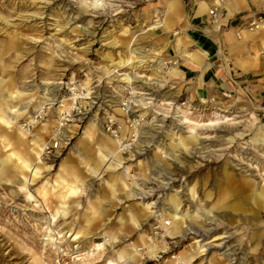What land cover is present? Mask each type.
Segmentation results:
<instances>
[{
  "label": "rangeland",
  "instance_id": "1",
  "mask_svg": "<svg viewBox=\"0 0 264 264\" xmlns=\"http://www.w3.org/2000/svg\"><path fill=\"white\" fill-rule=\"evenodd\" d=\"M83 4L84 0H0V79H10L17 89L32 94L21 103L25 107L23 115H7L11 122L22 128L23 124L32 123L29 131L24 129L28 134L26 140L20 141L14 133L7 131L10 146L4 147L5 143L0 139V157L14 151L28 158L34 135H42L45 145H58L51 156L43 151L40 153L46 169L41 170L34 181L24 183L23 176L16 174L14 164L10 165L7 179H0V264H30L34 256L40 258L41 264H105L103 259L112 257L122 246L126 249L130 244L141 245L140 236L146 237L149 223L159 220L156 213H141L142 204L153 203L152 211L159 213L165 207L166 196L171 194L180 198L183 210L189 214L197 212L191 221L183 220L187 231L184 238H170L167 234L173 254L179 257L182 250L189 251L190 244L207 229L202 243L218 236L220 239L206 245L205 253L192 264H264L263 250H249V226L243 221V211L234 204L237 200L232 186H224L218 174L226 165L234 169L233 185L243 178L264 188V137L255 141L252 133L254 127L264 125V51L256 63L255 72L260 70L254 77L256 81L240 83L242 75L232 64L227 47L222 52L228 57L227 85L222 89L210 85L208 80L201 82L197 74L171 77L168 75L170 63L162 67L156 77L151 71L155 54L160 52L164 62L176 57L172 47L161 49L173 31L182 39L186 36L190 39L189 30L194 29L214 37L208 13L195 16L196 0H183L180 21L173 23L169 34L160 30L142 34L155 17L164 18L166 9L162 0H143L131 9L122 4L124 10L115 15L112 9H87ZM236 16L239 18L237 25L226 27H239L240 14ZM194 17L203 19L197 27L193 26ZM226 27L216 31L215 36L225 35ZM10 36L16 38L15 47L4 49ZM125 41L131 46L129 49L135 50L131 60L133 67H116L115 62L130 59V53L123 45ZM191 44L188 49L196 50ZM254 48L259 50L258 44ZM251 55H254L253 47L246 43L239 57L248 63ZM136 59H142L143 63H134ZM176 59L177 69L184 72L185 62ZM204 65L200 69H204L208 61ZM77 69L80 71L73 77ZM251 69L256 70L255 65ZM46 81L60 84L46 86ZM165 91L173 97L163 99L161 94ZM46 96L53 101L44 103L41 110L35 108V101H43ZM200 97L206 99L205 104L200 102ZM218 109L228 110L229 118L237 116L234 121L239 124H224L214 130L197 128L198 142L188 144L186 150L169 148L178 137L186 136L182 133L186 129L175 128L177 117L187 115L202 125L213 120V112ZM237 109L245 111L237 113ZM34 116H37L35 120ZM135 121L140 123L138 135L130 149L122 154L124 164L115 173L102 172L100 177L92 178L71 156L80 141L88 143L91 149L94 147L93 143L82 140L91 125L94 137L99 139L112 132L120 135V128L131 127ZM225 130L241 132L242 136L233 138ZM68 157L73 168L83 173L86 182L83 192L70 199V215L57 221V232L72 233L74 229L76 233L78 228H83L82 213L88 202L98 197L103 205L101 221L107 223V228L115 229L118 239L123 242L106 247L105 257L78 259L74 248L85 242L69 244V239L59 240L62 252L56 253L41 242V234L37 232L45 226L39 225L37 220L47 215L37 210V206L42 205L41 193L50 196L56 192L54 180ZM182 157H187L188 162ZM11 159L16 163L15 158ZM125 168H129L130 178L126 182L130 184V191L119 185L118 195L112 198L104 180ZM135 192L138 195L132 196ZM221 194L226 196L223 200L228 209L213 210L205 217V212L221 198ZM128 212L137 213V225L129 220L120 224V217L125 219ZM102 227L98 220L90 226L89 234ZM92 241L102 240L93 237ZM168 258L165 256L159 264H169ZM130 261L138 263L139 256L133 255Z\"/></svg>",
  "mask_w": 264,
  "mask_h": 264
},
{
  "label": "bare ground",
  "instance_id": "2",
  "mask_svg": "<svg viewBox=\"0 0 264 264\" xmlns=\"http://www.w3.org/2000/svg\"><path fill=\"white\" fill-rule=\"evenodd\" d=\"M164 3V0H162ZM165 5V15L163 19L155 17V20L149 25V27L145 28L142 34H153L154 31L160 30L166 34L170 33V30L173 27V23L179 22L181 17V5H177L175 0H167ZM208 12L205 10L203 4H198L197 10L195 12V16H202L207 14ZM228 16V13H227ZM216 26L213 27V35L214 39H216L215 32ZM243 32V29H241ZM178 32L173 31L172 34L166 39L164 44L162 45L161 49H166L167 47H172L176 53V57L171 59V61L164 62L160 56V52L155 54L156 59L154 62V66L151 71H154L155 76L158 77V71L162 69L167 63H170L172 66L168 72L169 76H180L183 77V72H181L176 67L177 59L179 58L185 62L187 66L190 67H198L203 68L205 65L206 59V52H202L199 50H189V45H192L191 40L189 37H185L184 39L178 37ZM226 35L227 48L235 60L237 65L244 72L249 71L252 66L242 65L239 60L240 54L245 49V44L249 43L250 46L253 47L254 55H253V63L257 61L258 56L261 54V51H264V43H255L258 44L259 50L254 48L255 44L249 41L246 36L233 34L228 32ZM16 36V35H15ZM15 36L9 37V44L6 45L4 49L8 47V49H13L15 47ZM131 38V35H130ZM127 51L130 53V59H122L115 62L116 67L122 66H131L133 62L131 61L134 57L135 50L129 49L128 41L123 43ZM220 47V46H219ZM221 48V47H220ZM3 49V47H2ZM3 49V50H4ZM221 53V49L219 50ZM109 59L110 57L107 56ZM134 63L141 64L143 63L142 59L136 61ZM207 65L205 68H207ZM133 67V66H131ZM199 80V79H198ZM200 82V80H199ZM46 86H57L60 83H52V82H45ZM32 94H27L22 90H19L15 87V84L12 83L10 79L4 81L0 79V139L5 146H10V142L7 139V131H11L15 134L18 140H26L28 134L21 126L15 125L11 120L7 117L9 113H14L17 116H21L25 113V107L21 106V103L25 98H28ZM163 99L169 100L172 98V94H169L168 91L163 92L162 94ZM75 96V95H74ZM31 101V100H30ZM28 101V103L30 102ZM52 98L45 97L43 101H35V108L39 110L42 109L43 104L46 102L51 103ZM214 102V99H212ZM200 102L202 104L206 103V99L204 97H200ZM171 104V103H168ZM26 105V104H25ZM19 106V107H18ZM244 109H237V113L244 112ZM229 113L228 110L225 109H218L217 112H213V120H209L207 124L200 125L199 122L193 121L187 117V115H183L181 117H177V125L175 128L177 130L186 129V131L182 132L186 136L185 137H178L174 143L169 144V148L174 151L177 149L186 150L188 148V144L196 143L199 141V137L197 136L196 129H215L220 125L228 124V125H236L239 122L234 121L237 117L229 118L227 116ZM233 113V112H232ZM231 113V115H232ZM251 118H255L252 113H248ZM137 121L133 122L131 127L123 126L120 128V135L115 134L112 132L110 136H101V138L97 139L94 137L92 133L93 126L91 125L85 132L82 137V140L88 141L93 143L94 147L91 149L88 147V143H83L82 141L79 142L78 146L76 147L75 151L71 153L73 158H76L80 166L84 169L85 173H88L92 178L100 177L102 172H109L115 173L118 169L122 168L124 164V160L122 158V154L130 149L129 145H131L133 140L135 141V137L138 135L137 127L140 126L136 124ZM227 134L232 135L233 138L241 137V132H234V130H225ZM134 133V136L132 135ZM253 139L255 141H261L264 137V125L256 126L252 130ZM35 139L29 144L28 149V158H25L18 153L12 151L9 153L8 156L2 158L0 157V179H7L9 175V168L10 165L14 164L16 169L17 175L23 176V182L26 181H34V178L40 173L41 170H45L44 164L41 163L40 160V153L43 151L45 147V143L43 142L42 135H34ZM131 141L130 143H128ZM121 149H124L121 151ZM11 158L16 159V163L12 161ZM184 162H188L187 157H182ZM243 160V157H241ZM152 164H155V161L152 160ZM143 167V165H140ZM233 168L224 165L221 170L219 171V175L221 176L220 184L222 183L225 185L232 186L233 196H236V202L245 214L243 217V221L245 224L249 226V233H248V247L249 250L256 251L258 249L263 250L264 252V188L255 183L251 182L250 180H243V178H239L237 184L233 185L235 182V176L232 173ZM27 172V175L25 173ZM26 176V177H25ZM130 178L129 175V168H125V171L120 172L119 174H111L109 177L104 180L105 185L109 189L110 196L112 198L118 195V186L124 187L126 191H130V184L127 183V179ZM85 176L83 173L78 172L76 169L73 168L71 165V158H66L63 163L61 164L60 168L58 169V173L54 180V190L56 192L52 195H48V193H41L42 205L37 206L38 211H42L41 214H47L46 217L39 218L37 221L39 225L43 223L45 226L38 228L37 232L41 234V242H44L47 246L51 247L56 253L62 252L60 246H62L61 241L68 240L69 244L80 243L84 241L85 243L78 247L74 248V253H77L78 259L81 260H89L95 258V256L105 257L106 247L112 246L114 244L123 243L120 239H118L116 230L113 228H107V223L102 222L103 219V210H102V201L97 197H94V200L89 201L87 207L85 208L84 212L82 213L81 219L83 221V228H78V232H62L57 228V221L59 219L67 218L71 213V201L70 199L73 196H77L81 192H83V188L85 186ZM18 184L21 185V181L18 180ZM135 187H139L138 184L132 183ZM24 186V185H23ZM145 194V192H142ZM193 194V193H192ZM132 196H137L138 194L135 192L131 194ZM223 194L219 195L216 202L205 212L206 216L208 214L211 215L213 210H226L228 207L224 205V198L226 196H222ZM165 207H163L159 213L157 211H152L153 203L142 204L143 209L140 210L141 213L144 214H154L156 213V217L159 220L165 221L168 219L171 222L170 228L167 230L168 235L170 238H184L187 235V231L184 230V219L192 220L194 215L197 214H189L187 211L183 210L181 206L180 198L176 194L167 195L165 200ZM232 204V206L234 205ZM78 206V205H77ZM235 206V205H234ZM214 216H211V218ZM100 221L102 227L101 230L95 232L94 234H89L90 226ZM130 221L134 224L137 222V213L128 212L125 215V219L120 217L119 221L120 224H123L125 221ZM102 222V223H101ZM137 225V224H136ZM262 226V227H261ZM188 227V226H187ZM55 228V229H54ZM190 230V228H189ZM208 232L207 229L201 232L198 236L199 239L194 240L190 244L189 251L182 250L179 256V262L182 264H192L196 258L203 255L205 253L206 245L210 244L211 242L220 239L219 236L213 238L209 242L202 243L204 241V234ZM235 233V232H234ZM93 237H99L102 241L101 242H94L92 241ZM224 238V237H223ZM140 243L144 247H149V244H153L152 241H148L144 235L140 236L139 239ZM133 246H136L132 244ZM158 248L153 246L152 253L156 251ZM138 254V255H137ZM136 256H139L137 253ZM156 252L153 253L155 256ZM134 253L125 250V246H122L121 249L114 251V255L110 258H104L103 261L105 264H126L127 261H130L133 257ZM30 264H41V260L38 256H34L31 259ZM169 264H173L172 261H169Z\"/></svg>",
  "mask_w": 264,
  "mask_h": 264
},
{
  "label": "clouds",
  "instance_id": "3",
  "mask_svg": "<svg viewBox=\"0 0 264 264\" xmlns=\"http://www.w3.org/2000/svg\"><path fill=\"white\" fill-rule=\"evenodd\" d=\"M142 2L143 0H117L115 3L113 0H84L83 7L97 10L109 8L113 10L112 14L115 15L117 12L124 10L121 7L122 4H126L131 9ZM164 3H167V0H164ZM175 3L182 5L183 0H175ZM196 3L204 5L205 10L209 13V20L213 19L211 13L215 12L217 31H219L220 24H223L228 18L235 19L239 13L241 19L239 27L233 29L229 26L224 29V32L246 36L253 44L264 43V0H196ZM225 9L228 11L227 17L224 16ZM89 26L91 27V24ZM241 29H243V32H241ZM79 71L80 69H77L73 73V77ZM124 79L128 78L124 77ZM128 82L131 83L130 80ZM153 82L155 83V81ZM132 135L134 136V133ZM123 150L121 149V151Z\"/></svg>",
  "mask_w": 264,
  "mask_h": 264
},
{
  "label": "crops",
  "instance_id": "4",
  "mask_svg": "<svg viewBox=\"0 0 264 264\" xmlns=\"http://www.w3.org/2000/svg\"><path fill=\"white\" fill-rule=\"evenodd\" d=\"M227 9L224 10V16L227 17ZM204 16V15H202ZM209 18V17H208ZM207 19V18H206ZM237 16L235 19L232 18H228L223 24H220L221 27H226L228 24L231 25H237L238 22ZM203 21L202 18H198V17H194L193 19V23L195 27H197L198 25L201 24V22ZM212 26V25H211ZM214 26H212L213 28ZM221 29H219L220 31ZM227 34V33H226ZM189 35H190V40L191 42L194 44L195 49L202 51V52H206V59L205 61H208V67L204 68V69H200L198 67H190L185 65V71L183 72L184 77H189L192 74H197V77L201 80V82H206L207 80L210 81L209 83H211L210 85H214L216 88H224L226 84V79L225 75L228 74V57L225 56V54L223 55L222 52L226 51V35L223 36H216V39H214L213 37H207L204 33H202L201 31H197V30H189ZM221 48H220V47ZM221 49V53H219V50ZM240 62L242 63V65H249V66H254L255 65V69L258 68L256 63H258V59L256 62L253 63V56L251 55L249 58V62L245 63L242 58H239ZM232 64L234 65V67L237 68V72H239L240 75H242V80H240V83L244 82L247 83L248 81H256V79L254 78L257 74H259L260 70L256 73V70H252L250 69L247 72H244L242 70V68L239 67V65H237L238 63L235 62V60L232 58ZM259 80V79H258Z\"/></svg>",
  "mask_w": 264,
  "mask_h": 264
},
{
  "label": "built area",
  "instance_id": "5",
  "mask_svg": "<svg viewBox=\"0 0 264 264\" xmlns=\"http://www.w3.org/2000/svg\"><path fill=\"white\" fill-rule=\"evenodd\" d=\"M213 19L209 20V24L212 26H216L215 22V12L211 13ZM209 17V13H208ZM241 23V21H240ZM239 23V24H240ZM222 27L219 25V29ZM37 118V116H34V120ZM32 124V123H31ZM30 123H25L23 124V129L26 128L27 131L30 130L31 125ZM58 145L56 143H48L45 145L43 148V153L47 156L53 155V153L56 152ZM171 222L168 220L165 221H160V220H154L149 223L148 226V231L146 234L147 240L150 242L152 241L153 244H149V247H144L142 245H136L132 246L127 245L126 246V251L133 252L134 255L139 253V262L136 264H147L149 262L159 264V261L162 260L165 256H168L169 260L173 262V264H182L179 262V257L178 255H175L172 253V250L169 248L170 242H167L168 240V232L167 230L170 228ZM153 246H156L158 249L154 251L153 253L156 252L155 256L152 253ZM138 255V254H137ZM126 264H135L132 263L131 261H127Z\"/></svg>",
  "mask_w": 264,
  "mask_h": 264
}]
</instances>
